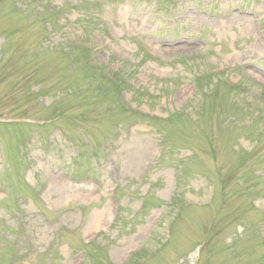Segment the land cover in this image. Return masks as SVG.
<instances>
[{
  "label": "rangeland",
  "instance_id": "obj_1",
  "mask_svg": "<svg viewBox=\"0 0 264 264\" xmlns=\"http://www.w3.org/2000/svg\"><path fill=\"white\" fill-rule=\"evenodd\" d=\"M0 264H264V0H0Z\"/></svg>",
  "mask_w": 264,
  "mask_h": 264
}]
</instances>
